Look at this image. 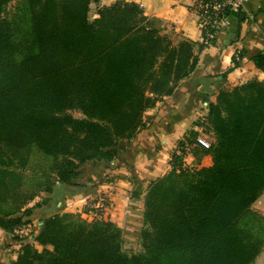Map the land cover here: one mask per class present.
Instances as JSON below:
<instances>
[{"label":"trees","instance_id":"trees-1","mask_svg":"<svg viewBox=\"0 0 264 264\" xmlns=\"http://www.w3.org/2000/svg\"><path fill=\"white\" fill-rule=\"evenodd\" d=\"M13 1L0 0V229L11 234L49 211L48 200L31 207L37 194L23 189L30 151L51 160L35 175L39 188L79 187L88 167L118 166L145 113L198 64L193 44H175L136 2L91 21L99 0H21L8 15ZM254 64L264 71V53ZM203 124L214 142L193 155L213 165H184L197 133L179 142L182 156L148 187L141 252L124 249L114 223L66 213L41 218L12 264H254L264 250L263 219L252 209L264 193V82L220 92Z\"/></svg>","mask_w":264,"mask_h":264},{"label":"crops","instance_id":"crops-1","mask_svg":"<svg viewBox=\"0 0 264 264\" xmlns=\"http://www.w3.org/2000/svg\"><path fill=\"white\" fill-rule=\"evenodd\" d=\"M126 2L139 4L144 15L162 34L169 32L175 44L192 43L198 59L197 67L173 95L164 97L145 113V129L138 132L131 146L125 148L124 144L121 145L117 167L104 170L88 167L81 178L89 182L88 190L64 195L65 189H62L54 195L53 205L47 211L49 214L46 213L56 215L60 213L61 204H74L75 200L97 201L108 196L107 211L102 219L121 229L125 250L139 244L148 187L171 170L177 145L188 133L198 131L200 121L204 123L206 120L209 105L216 103L222 91H232L254 80L264 82V71L254 64V58L264 53V0H244L240 14L227 18L228 24L221 27L208 47L201 43L203 31L195 0ZM201 127L202 130L203 125ZM190 160L196 159L191 157ZM212 165V157L207 155L190 166L208 168ZM253 208L264 215V193ZM81 217L87 222L96 220L88 214ZM10 237L11 233L0 229V252L2 249L6 253L11 251L8 258L0 257L1 264H12L18 258L19 249ZM258 260L264 264V250L254 264Z\"/></svg>","mask_w":264,"mask_h":264},{"label":"rangeland","instance_id":"rangeland-1","mask_svg":"<svg viewBox=\"0 0 264 264\" xmlns=\"http://www.w3.org/2000/svg\"><path fill=\"white\" fill-rule=\"evenodd\" d=\"M21 0H14L8 7V15L12 14V12H14L17 4L20 2ZM121 1H125L126 0H99L98 3H92L90 5V12H89V17L91 21H94L95 19L99 18V11L103 8H107L110 7L112 5H114L117 2H121ZM167 36H169V32L167 34H165ZM172 40V39H171ZM173 41V40H172ZM174 42V41H173ZM74 115L76 117H80V114L77 112H74ZM206 121V120H205ZM204 121V122H205ZM201 125H203V129L201 130ZM198 131H193L195 133H197V135L195 136L196 138L199 135H204L205 137H207L209 139V141L211 143L214 142V136L212 133H210L208 131V128L206 126V124H203L200 121V125ZM197 128V127H196ZM196 138H192V142L187 143L186 144V148H185V155H184V165L187 167H191L190 165H194L195 161L197 160V158L194 157V151H195V144H196ZM179 145H177V148L175 149V153L178 156H182V150L178 148ZM191 157H193L194 160L193 162H191ZM204 157V156H203ZM20 158L16 159V167H13L12 169H14L16 172H19V170L22 168L21 166V162L19 161ZM50 163L51 160L48 158H45L42 156V154L37 150V149H33L32 151H30V155H29V164L28 166L24 169V186L23 189L24 191H27L28 193H36V197L35 199L29 204L31 207L35 206L38 203H42V201L44 200H48L49 201V206L51 208V205H53V197H55L54 195L57 193H59V191H62V189H64V187L62 185H60L58 182L55 184L54 189L52 192H47L42 188H39V186L37 185V183L39 182L38 178L35 177V175H37L38 177L42 175L43 171H49L50 168ZM195 167V166H194ZM91 174H89L90 176ZM88 176V178H89ZM87 179V178H86ZM79 184H81L78 188L79 190L75 191V192H71V191H65L64 190V195H72V194H78V193H82L84 191L88 190L87 185L89 184L88 181H84L83 180H79L78 181ZM86 188V189H85ZM108 197V196H107ZM91 201H96V200H91V199H84L81 202H76V200L74 201V204H67L65 203V205L63 206L62 204L60 205V213L58 214H66V213H72L75 215H78L79 217H81L82 214H88L90 215L91 212H96L98 210L96 209H91L89 202ZM91 204V203H90ZM50 208L48 209L50 211ZM253 212H255L258 216L262 217L263 219V224H264V215L263 212H259L257 209L252 208ZM47 209H43L40 210L38 209L35 212V219L30 225L33 228V234L28 236L27 238H25L26 240H32L37 236V234L39 233L40 227L42 226V223L40 222L41 218H48V217H53V216H48L46 215ZM49 214V212H47ZM57 215V214H56ZM82 218V217H81ZM83 219V218H82ZM103 220V219H102ZM91 221V219H90ZM94 221V220H93ZM92 221V222H93ZM40 222V224H38ZM90 223V222H89ZM262 224V222H261ZM25 226V225H24ZM22 227V226H21ZM24 228V227H23ZM11 241H14L15 245H17L16 247L18 248V242L25 240L24 237L22 239H15L13 236L10 237ZM125 249V248H124ZM126 251L130 254L133 253H139L142 251V246H141V241L139 240V244H136V248L135 245L132 246V248H127ZM11 254V251L9 252H5L4 249L1 250L0 252V257H4L5 259L8 258V256ZM1 264V263H0ZM7 264V262L5 263ZM256 264H261L260 260H258V262Z\"/></svg>","mask_w":264,"mask_h":264},{"label":"built area","instance_id":"built-area-1","mask_svg":"<svg viewBox=\"0 0 264 264\" xmlns=\"http://www.w3.org/2000/svg\"><path fill=\"white\" fill-rule=\"evenodd\" d=\"M243 2L244 0H195L200 15L201 29L203 31L201 43L205 47L210 46L215 40L221 27L228 24L225 12L227 10L238 11L239 9H243ZM195 146L210 149L212 143L204 135H199L196 138ZM89 205L91 209L98 210L94 213L91 212L90 215L96 220H102L105 211H107L108 197L104 196L97 201H91L89 202ZM32 232L33 228L30 225H25L19 227L11 234V236L17 239H22L24 237L25 239L32 235Z\"/></svg>","mask_w":264,"mask_h":264},{"label":"water","instance_id":"water-1","mask_svg":"<svg viewBox=\"0 0 264 264\" xmlns=\"http://www.w3.org/2000/svg\"><path fill=\"white\" fill-rule=\"evenodd\" d=\"M77 190H79V188L78 187H75V186H72V185H69V186H66L65 187V191L75 192Z\"/></svg>","mask_w":264,"mask_h":264}]
</instances>
